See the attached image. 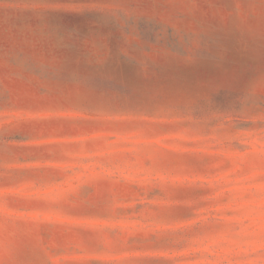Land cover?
I'll return each mask as SVG.
<instances>
[{
  "label": "rangeland",
  "instance_id": "obj_1",
  "mask_svg": "<svg viewBox=\"0 0 264 264\" xmlns=\"http://www.w3.org/2000/svg\"><path fill=\"white\" fill-rule=\"evenodd\" d=\"M0 264H264V0H0Z\"/></svg>",
  "mask_w": 264,
  "mask_h": 264
}]
</instances>
